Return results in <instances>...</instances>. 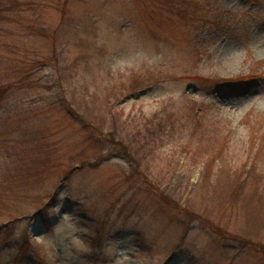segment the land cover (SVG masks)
<instances>
[{
    "label": "rangeland",
    "instance_id": "1",
    "mask_svg": "<svg viewBox=\"0 0 264 264\" xmlns=\"http://www.w3.org/2000/svg\"><path fill=\"white\" fill-rule=\"evenodd\" d=\"M0 4V264H264V0Z\"/></svg>",
    "mask_w": 264,
    "mask_h": 264
},
{
    "label": "trees",
    "instance_id": "2",
    "mask_svg": "<svg viewBox=\"0 0 264 264\" xmlns=\"http://www.w3.org/2000/svg\"><path fill=\"white\" fill-rule=\"evenodd\" d=\"M2 7L3 6H1V4H0V10ZM0 14H1V12H0ZM254 163L256 165V162H254ZM251 165L248 166L246 164H243L242 167L238 169V172H233V176L234 177H235V175L237 176V177H235L237 182L235 183V185L232 187V190H231L232 199L233 200H239L241 203H244V206H245V205H248V203L252 202L254 199L258 198L257 201L254 200L255 202H257L256 203V210L258 211V212H255V215L258 214L259 212L261 214H263L264 213V194H261V191L264 190V182H263L264 181V178H263L264 175L263 174L261 175L260 173H258L257 171H259V170H256V167L251 166ZM235 173H239V174L241 173V174L237 175ZM250 176H252L253 178H256L262 182L256 184L253 187L255 192L249 194L250 202H245L243 200L242 194L240 193V185L239 184L242 181H245V179H249ZM241 184H243V183H241Z\"/></svg>",
    "mask_w": 264,
    "mask_h": 264
}]
</instances>
